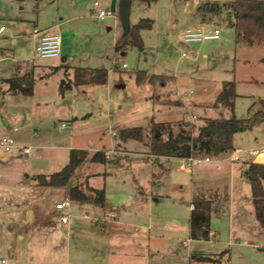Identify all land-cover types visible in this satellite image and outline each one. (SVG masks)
Listing matches in <instances>:
<instances>
[{"label": "rangeland", "instance_id": "374dc122", "mask_svg": "<svg viewBox=\"0 0 264 264\" xmlns=\"http://www.w3.org/2000/svg\"><path fill=\"white\" fill-rule=\"evenodd\" d=\"M68 1L61 0L56 17L58 0H0V26L7 28L0 35V46L7 49L6 57H0V84H8L12 71L21 76L30 74L34 82L31 93L13 96L10 102L0 95L1 121L9 123L15 118L20 130L14 133V140L21 147H32L29 156L18 148H0V197L4 189L11 188L14 196L20 191L25 200L30 198L28 172L59 171L68 163L73 148L86 149L90 154L109 151L115 145L114 135L122 128L148 127L153 118L183 117L194 123L197 133L204 118L218 117L220 108L206 105L204 111L194 103L212 102L225 80L236 82L238 117H249L260 109L264 99V45L238 41L228 11L207 9L233 0H198L200 6L194 16L199 13L208 24L219 26L221 38L196 43L183 40L193 0H157L152 4L134 0L131 28L142 18L153 20L151 29L140 32L143 50L136 45L117 49V44L131 39L124 33L119 14L112 12L101 20L95 17L100 2L99 6L90 3L93 11L88 10L87 17L79 15L66 22L60 32L66 51L75 57L69 58H73L72 64L109 70L108 82L103 85L76 84V68L62 64L59 57L41 58L31 43L18 38L19 34H29L35 22L46 28L54 20L61 22L62 16L67 20ZM104 9L110 11L107 4ZM138 70L175 80L172 96L176 98L164 99L174 105L164 108L163 102L147 99L149 85L136 82ZM178 100L181 103L175 104ZM63 122L67 126L61 130ZM263 144L264 122L234 137V146L246 150ZM231 153L211 156V162L194 167L191 170L197 171L191 173L180 170L179 162L156 163L142 142L129 140L124 146L115 145L112 154L128 158L123 157L119 164L87 161L81 171L91 175L92 186L105 188V207H96L99 212L95 213V206L73 202L69 230H64L61 222V215L70 213L64 209L52 215L54 225L50 229L32 226L19 241L17 235L23 229L19 214L24 210H18L22 206L17 204L8 207L0 198V258L7 261L5 264H264V229L255 215L250 182L241 179L238 172L247 157L233 161L228 158ZM83 173L71 184L82 181ZM196 188L217 206L211 218L216 234L209 240L190 239V202L196 199ZM47 206L50 209L51 203ZM108 208L121 210L120 223L112 230L98 221ZM138 228L146 237L152 234L146 262L135 254ZM48 235L54 236L53 242L47 240ZM133 244L136 247L131 249ZM119 248L126 249L117 252ZM107 249L114 250L113 259L105 253ZM52 251L57 253L53 259Z\"/></svg>", "mask_w": 264, "mask_h": 264}, {"label": "trees", "instance_id": "16d2710c", "mask_svg": "<svg viewBox=\"0 0 264 264\" xmlns=\"http://www.w3.org/2000/svg\"><path fill=\"white\" fill-rule=\"evenodd\" d=\"M146 4H152L157 0H137ZM213 12L228 11V15L234 12L237 39L249 46L264 45V1L262 0H233L226 3L212 4L207 7ZM153 20L142 18L130 28L126 39L122 44L116 46L123 49L127 45H136L143 50V40L140 36L141 30L151 29ZM113 68L116 70L117 65ZM108 78V69L78 67L76 68V84L90 83L93 85L104 84ZM169 77L162 74H149L145 70L136 72L138 84H165ZM31 93L32 88L24 90ZM238 96L236 82L225 80L221 91L216 97L214 106L224 107L229 114L218 117H206L194 132L195 125L192 121L178 120L158 122L153 118L148 127L134 126L120 129L115 134L116 147H121L129 140L142 142L148 146L149 155L160 163V159L185 158L192 155H210L217 157L234 149V137L237 133L245 132L254 125L264 122V99L260 100V109L249 117H238L235 114V99ZM123 157L113 155L106 150L96 151L90 154L88 150L73 148L70 150L69 161L59 171L37 176L38 183L44 186L66 187L69 186L70 199L80 204H93L103 207L106 202L105 188H95L89 183V177L83 181L79 179L81 169L87 162L102 164H119ZM77 171H80L77 174ZM244 177L250 182L253 196V205L256 218L264 229V163L247 162L243 171ZM194 208L191 209L189 228L190 237L198 240H209L211 232V218L217 211L215 202L207 198H196L193 200Z\"/></svg>", "mask_w": 264, "mask_h": 264}, {"label": "crops", "instance_id": "0c3cea01", "mask_svg": "<svg viewBox=\"0 0 264 264\" xmlns=\"http://www.w3.org/2000/svg\"><path fill=\"white\" fill-rule=\"evenodd\" d=\"M96 1L97 2L99 1L100 5H101V9H104L105 8V4H107V6L110 7V4H111L112 0H105V2H102V0H69L68 2H70L69 3V6H70V10L69 11L70 12H67V10H66V14L68 15V16H66L67 20H64V17L62 16L60 18L61 22H59V21L55 22V20H54V21H52V24L46 26V28H45V26L43 27L44 24H41L42 26H39V24L37 22H35L34 26L29 30V32H28L29 34H27V33L19 34L18 38H20L24 43H26V42L31 43V47H32V49L34 50V53H35V46L38 43L41 34L53 33V32L59 33L60 36H61V55L59 56V58L61 59L62 64L64 63V65H66V66H68L70 68H73V67L74 68H78L77 65L72 64V62H74L73 58H75V57H73V55H69L68 52L65 49L64 39H63L62 33L60 32V29L66 22L77 18L79 15H84L85 17H87L88 16V10L90 12L93 11V8H89L90 3L94 4V6H95V2ZM57 4L58 5H57L56 17L58 16L59 9L62 7L61 6L62 5L61 4V0H58ZM133 4H134V0H132V6H133ZM98 6H99V4H98ZM132 6H131V9H132ZM199 6H200V2L198 0H193L192 1L190 16L186 17L187 19L189 18V20H190L189 24L187 25V27L197 26V25H201V24H208L205 21L204 16H203V18H201L202 15H199V13H198V16L197 15L194 16V13H196V11L198 10ZM91 15L94 16V14H91ZM95 17H98L99 19L103 20L107 16L102 18L99 15L95 14ZM230 22L232 24L235 23L234 12L229 13V23ZM115 24L116 25L118 24V22L116 20H115ZM211 25H216V24H211ZM35 27L39 28V30H40V33L37 34V35L34 34V28ZM6 31H7V28H5L3 31H0V35L5 33ZM13 43H15V41H13ZM262 46L263 45H260L258 47H262ZM6 51H7L6 47H4V45H1L0 46V57L1 58L6 57V55H7ZM71 57H73V58L70 61L69 58H71ZM0 60H2V59H0ZM68 60H69V64L67 65L66 63H68ZM62 64H60V65H62ZM53 67L51 66V68H53ZM56 67L57 66H55L54 69ZM85 67H89V66L85 65ZM108 75H109V70H108ZM12 80H17L20 83H24L25 81L29 80V81H31L30 88H33V83L34 82H33V79L31 78L30 74H26V75L21 76V75L16 74L14 71H12L10 76H9V78H7V83L8 84L5 87L1 86L2 83L0 84V95H2V94L5 95L6 96L5 97L6 101L10 102L12 100L13 96H19L21 93L25 92L24 90L30 89V88H27V87H25L24 89H19V88L13 87V85L11 83ZM174 81L175 80H173L172 78H169V80L165 84L160 85V87H159L158 84L143 83L142 85H149V89H148L149 93L147 95V99L151 98V99H154L156 102H158V101L163 102L164 108H169L171 105H174L173 102L170 103V101H168L166 103V101H164L165 98H167L168 100H171V98L174 97V96H172L174 94V90H173V87H172ZM107 82H108V78H107V81L104 84H106ZM99 85H101V84H99ZM118 86L119 87H123V84H118ZM153 86H155V88H156V89L154 88L155 90L153 89ZM158 88L161 89V90H160L159 93H156ZM216 97L209 104H206V102H195L194 104L199 109L203 108L204 111H206V107H207L206 105H209V107H211V108H220L219 116H222V115L227 116L228 113H227V111L226 112L224 111V109H225L224 107L221 108V106H219V107H215L214 106ZM174 98H176V97H174ZM180 103H181V101L178 100L175 104H180ZM3 110H5V109L3 108ZM206 117H216V116L215 115H213V116L207 115ZM182 119H183V117L182 118L181 117L180 118H169V119H165L163 121H158V122L178 121V120H182ZM186 120L188 121V119H186ZM15 122H16L15 118H11L9 120V123L6 122V121H1V119H0V139L3 138V137H6V136L15 138L13 136L14 133H16V132H18L20 130L19 127L17 125H15ZM114 137H115V135H114ZM113 144H116V139H115V142ZM125 144H127V142L124 143L123 146ZM114 146L112 145L113 148H111L108 151L111 154L114 152ZM71 147H73V146H68L67 148H71ZM254 149H261V152L259 154H257L256 156H254V157L253 156H248L246 158V159H250L248 162L264 163V144L261 145V146H257ZM31 153H32V147H31ZM25 155L29 156L28 154H25ZM222 155L223 154H221L219 156H222ZM246 159L243 160L244 162L242 161L243 163L241 165L239 163L234 165V166L240 165L242 167V168L241 167L238 168V172L240 174V178L241 179L244 178L243 171L246 168V163H247V161H245ZM148 160H150V159H148ZM162 160H166V161H169V162H173L174 161L176 163L179 162V164L181 163V158H175V157H172V158L163 157L159 161H162ZM156 163H159V162H156ZM231 167H232V165H231ZM81 171H82V169H81ZM194 171H197V170H188V172H191V173H193ZM79 172L80 171H78L77 174ZM197 173H195V175H197ZM40 174H48V173L39 172V171H36V172H32L31 171V172H28L27 175H26V177H27L26 180L28 181L29 187H30V189L32 191L31 195L29 196L30 198L25 200L24 197L21 196V192L20 191H16V196H14V192L12 191L11 188H9L8 190L4 189L3 195H1V197H0L1 200L4 198V201H2V203H8V207L13 206V204L14 205L17 204V205L22 206V207H18V210H20V211L24 210V214H22V213L19 214V218L21 220L22 228H23V229H21L20 233L17 235L18 236L17 239L19 241L24 239L25 233H29L31 231V227L32 226H36V227L40 228V227H42L44 225L47 229H50L54 225L53 224V220H52V215L58 214L60 211H62L64 209H67L68 211H70V213L67 214V216H70V215H72L71 210L75 206V205H72L74 201H72L70 199L71 200V205L69 207H66V208H63V209H57L56 208V204L57 203H60L61 201L65 200L66 198H70L69 186H66V187H52V186L40 185L38 183V180H37V176L40 175ZM83 176L84 177H83V179L81 177V180L83 181L86 177H89V183L91 184V175L83 173ZM233 176H235V174ZM74 183H75V181H74ZM15 190H17V189L15 188ZM197 190L198 189L196 188V192L193 193V197L194 198H201V197L205 198V196H202V194L199 191L197 192ZM106 201H107V199H106ZM48 202L51 203L50 209H47V207H48L47 203ZM192 203H193V201L191 200V202H190L191 209H192V205H193ZM78 204L79 205H85V204H80V203H78ZM88 205H93V204H88ZM93 206H95L93 211L95 213H98L99 211L96 209V207H100V206H98V205H93ZM107 207H109V206L107 205ZM123 208L125 209L126 205H124ZM27 212L29 213L28 216H26ZM111 212H114L116 214L114 219L107 216V214L111 213ZM120 214H121V210H115V209L111 210V209L108 208L104 212L103 218L100 219L98 217L99 218L98 221L99 222H103L104 226H107V227L111 228V230H112L115 225L120 223L119 220H118L119 217H120ZM64 215L65 214H62L61 217L64 216ZM97 215H99V214H97ZM61 222H62V220H61ZM10 225L11 224H9L8 227ZM70 225H71V223H70L69 218L67 219L66 222H62V226H63L64 230H69L70 229ZM135 225H137V224H135ZM211 233H212V235L216 234V233H214V231L212 229H211ZM136 234L138 235V246L136 247L135 244H133V248L131 247V249H134V247H136L137 250H136L135 254H137V256L140 259L142 258L144 262H146V257L150 253V248L149 247H150V243H151V239H152V234L150 233L149 236L146 237V234L144 233V231L142 233L139 228L136 230ZM211 236H210V238H211ZM190 239H193V238L190 237ZM47 240L53 242L54 241V236L53 235H48L47 236ZM196 240H198V239H196ZM23 244L25 245V243H23ZM124 249H126V248H124ZM124 249L123 248L122 249L119 248V250H116V251L117 252L120 251V250L124 251ZM104 251H106L105 253H107V254L109 253L110 254L109 256L111 257V259L114 258V254H115L114 250L107 249V250H104ZM44 252L45 251H42L41 253L43 254ZM46 253H48V252H46ZM56 254L57 253H55V251L50 252V258L53 259L54 255H56ZM41 255H40V252L37 254L38 257H40ZM44 256H46L45 253H44ZM35 264H37V263H35ZM38 264H45V263L41 262V263H38Z\"/></svg>", "mask_w": 264, "mask_h": 264}, {"label": "built area", "instance_id": "2783aa9c", "mask_svg": "<svg viewBox=\"0 0 264 264\" xmlns=\"http://www.w3.org/2000/svg\"><path fill=\"white\" fill-rule=\"evenodd\" d=\"M98 2H95V6H98ZM112 12L100 9L98 15L100 17H105L110 15ZM5 29L4 26L0 27V31ZM40 30L34 28V34H39ZM221 37V29L216 25H209V24H201L197 26H190L187 27L183 34V40L185 43H196V42H204L208 40H216ZM35 53L36 55L40 56L41 58H49V57H59L61 55V36L59 33H45L41 34L38 43L35 46ZM183 56L186 55V52L182 53ZM123 67H126V63L122 64ZM67 126L65 122L61 123L59 126L60 129H63ZM0 148L4 149L5 151H11L13 148H18L21 150L22 153L30 154L31 147L19 146L14 138L6 136L0 139ZM261 152V149H243L241 147H235L232 149V153L228 158L233 161L240 160L243 157L248 156H256ZM212 158L210 155H192L189 157L181 158V163L178 165L180 170H191L194 167L202 164L211 162ZM71 205L70 198H66L65 200L61 201L60 203L56 204L57 209H63L69 207ZM194 205H192V209ZM108 217L114 218L116 214L114 212L108 213ZM68 219L67 215L61 217L62 222H66ZM212 233L210 232V236ZM6 260L4 258H0V264H5Z\"/></svg>", "mask_w": 264, "mask_h": 264}, {"label": "water", "instance_id": "95a60500", "mask_svg": "<svg viewBox=\"0 0 264 264\" xmlns=\"http://www.w3.org/2000/svg\"><path fill=\"white\" fill-rule=\"evenodd\" d=\"M131 6L132 0H112L110 4V11L116 12L119 14V18L124 30V33L127 34L131 28L130 26V15H131ZM13 87L24 89L25 87L30 88L31 81H25L20 83L17 80L11 81ZM78 172V171H77Z\"/></svg>", "mask_w": 264, "mask_h": 264}]
</instances>
